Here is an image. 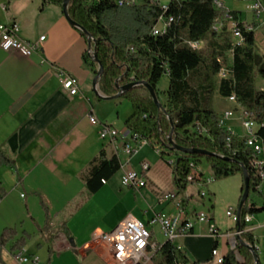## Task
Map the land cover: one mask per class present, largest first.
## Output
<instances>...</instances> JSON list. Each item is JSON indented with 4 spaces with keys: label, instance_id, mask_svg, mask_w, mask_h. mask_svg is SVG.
<instances>
[{
    "label": "crops",
    "instance_id": "obj_1",
    "mask_svg": "<svg viewBox=\"0 0 264 264\" xmlns=\"http://www.w3.org/2000/svg\"><path fill=\"white\" fill-rule=\"evenodd\" d=\"M239 19L249 22L240 12ZM10 21L20 25L23 39L37 41L43 35L46 39L30 57L0 47V149L16 161L15 166L0 167V217L15 219L8 227L0 223V235L5 228L17 230L16 237L3 244L0 264H18L12 256L18 249L12 251L11 247L27 234L30 237L23 247L25 253L38 256L39 262L26 264H119L105 245L94 239V233L113 229L127 215L148 225L159 212L176 214V199L160 201L165 192L177 194L173 156H154L153 145L128 156L123 150L124 143L130 142L128 138H100L98 127L89 121L91 114L123 131L133 108L121 97L105 95L100 82L95 86V67L85 59L87 37L69 22L61 7L43 0H0V24ZM262 26L257 22L256 29L260 31ZM62 74L79 81L78 94L71 95L62 87ZM168 86L167 77L161 87L165 94ZM166 100L165 95L162 102ZM102 150L108 158L116 155L121 163L140 174L142 163H150V170L144 174L146 186L137 189L123 185L121 168L97 192L90 193L86 179L91 163ZM119 172L121 177L116 179ZM200 173L213 179L208 184L212 203H221L223 210L212 212L205 206V198L199 196L200 185L190 184L184 193L191 197L185 213L193 227L190 233L181 230L173 243L187 254L190 264H218L212 250L219 247L227 255L232 249L236 225L226 210L238 208L244 177L235 174L216 179L211 166L204 164H200ZM263 185L264 181L259 188L262 193ZM256 200L260 199L251 198L249 204L261 209L254 213L253 221V234L261 245L264 199L260 205ZM204 208L211 211L221 239L211 235L208 222L196 219ZM47 219L58 230L54 235L43 233ZM63 226L66 231L61 230ZM149 228L154 232L153 246L167 241L165 236L166 241H160L158 234H163L158 226ZM155 251H148L140 264H168L164 257L153 259Z\"/></svg>",
    "mask_w": 264,
    "mask_h": 264
},
{
    "label": "trees",
    "instance_id": "obj_2",
    "mask_svg": "<svg viewBox=\"0 0 264 264\" xmlns=\"http://www.w3.org/2000/svg\"><path fill=\"white\" fill-rule=\"evenodd\" d=\"M43 1L63 9L64 0ZM68 11L72 20L94 39L93 47L103 66L101 91L112 97L123 87L133 84L120 95L133 107L126 127L149 141H156L163 149L161 155L173 156V180L184 211L191 200V197L184 196L187 187L193 184L188 180L192 172L191 162L202 164L206 160L216 179L243 174L241 164L246 166L250 174V194L242 208L239 224L244 230L247 226L245 215L261 211L249 201L251 192L263 196L259 190L262 180L256 178L250 169L253 152L247 149L241 136L220 125V116L213 108V102L216 93L224 98L235 95L236 103L240 101L256 111L260 120L264 119V90L257 89L255 84V73L264 79L263 58L256 51V32H246L239 12L225 6L219 8L214 0H171L165 8L149 3L119 6L116 0H70ZM228 13L232 16H226V23H233V17L238 21L247 41L245 47H233L228 25L216 24ZM160 16H171L174 20L164 33L156 36L153 28ZM253 24L257 26V23ZM81 33L87 37L83 31ZM186 39L203 40L205 46L196 50L185 42ZM85 59L95 67L94 73L97 74V62L88 54ZM223 66H227V75L232 78L218 79ZM164 76L169 79L167 100L161 101L162 107H158L142 82L152 86L159 97L158 84ZM258 134L264 142V127ZM173 145L205 150L210 154L184 153L173 149ZM225 157L232 160L227 161ZM15 164L16 161L0 149V167ZM120 169L119 157L108 158L102 150L91 163L86 179L88 191L97 192L103 186L102 180L111 179ZM61 230L66 231V227ZM57 232L47 219L43 233L54 235ZM16 235V229L5 228L0 241L5 245ZM29 237L27 234L17 239L12 251L25 247ZM240 238L223 264H255L249 245L255 248L259 239L248 231H244ZM157 257H164L168 264L190 263L187 254L168 240L157 246L153 259Z\"/></svg>",
    "mask_w": 264,
    "mask_h": 264
},
{
    "label": "built area",
    "instance_id": "obj_3",
    "mask_svg": "<svg viewBox=\"0 0 264 264\" xmlns=\"http://www.w3.org/2000/svg\"><path fill=\"white\" fill-rule=\"evenodd\" d=\"M183 1V0H178ZM215 4L219 8H223L224 5L220 0H214ZM116 3L119 6H136L149 3L151 5H158L159 7L169 6V4L163 3V0H116ZM250 11L253 13L254 21L244 22V29L246 32L255 31L256 32V49L264 55V33L258 31L253 23L260 22L261 25L264 24L262 17L264 16V6L259 0H254L253 4L250 7ZM226 16H232L231 14H226L217 20L216 24H226L228 25V30L232 34V44L233 47H245L247 44L246 38L243 34V31L238 23V21L233 17V23H226ZM174 20L173 17H163L160 16L157 24L153 28V35H160L167 30V27ZM46 36H41L37 41H28L23 39L20 36V25L15 21H10L8 23L0 24V47L4 51H17L25 57H30L33 53L39 50L42 47L43 42L45 41ZM185 42L189 44L192 48L196 50L202 49L205 46V42L201 41H191V39H186ZM234 49L231 50L233 53ZM87 54L93 58L94 50L93 48L87 49ZM62 87L67 89L71 95H76L79 93V81L69 75L62 74ZM218 78L230 79L232 75H227V66H223L218 74ZM261 89L264 90V79ZM226 99L232 103V96L229 95ZM220 116V125L224 127V123L229 119H238L240 125L244 128V133L239 134L229 130L233 134H238L244 139V145L253 152L254 158L250 161V169L252 170L254 176L264 181V142L259 136L258 131L261 127H264V119L260 120L259 115L256 111L247 108L240 101L239 103H232V106L222 113ZM89 121L93 126L98 127L99 136L103 140L114 141L120 135L125 138H128L130 142H125L123 146L124 152L131 156L132 154L138 152L146 145L154 146L158 154H162L163 149L158 145L156 141H149L146 137L141 134L135 133L129 128L122 130L117 129L115 126L101 121L95 114H91ZM201 133H205L204 130H200ZM173 160L171 161V163ZM192 172L188 176V180L197 183L202 187L199 191V196L201 198H206L207 192L205 188L210 184L213 179L211 177H206L200 173V164L191 162ZM246 167V166H245ZM121 168L124 169V174L122 177V183L125 186L142 188L146 186L147 181L144 178V174L150 170V163H142V174L138 173L132 168H128L125 163H121ZM103 183H106L107 180L103 179ZM3 199V195L0 192V202ZM176 199V205L178 207V212L176 214H169L165 212H159L155 214L149 221V227L158 226L163 236L168 241H174L178 237L181 229H184L185 232H189L193 223L186 219V213L182 209L181 204L182 200L174 191L165 192L161 195L160 201L165 202L168 200ZM226 215L229 217L233 223H235L236 228L232 236V249L235 248L237 237L244 231L253 233L255 229L254 213H247L245 215L246 227L244 230L238 228L237 224L241 221V215H238L237 209L229 208L226 210ZM196 219L200 222H208L210 224V233L216 239L219 240L222 238V235L212 221L213 215L210 210H204L196 215ZM148 225L139 221L132 215H127L123 220H121L113 229L108 231H96L94 233V239L98 240L100 243L105 245V247L112 253L113 259L119 264H140L146 257L148 251L156 250L157 246H153L152 239L154 237V232L151 230ZM264 230V223L261 225ZM264 242V234H263ZM264 244V243H263ZM3 249V244L0 241V259ZM255 249L258 252L260 258L261 246L260 244L255 245ZM14 260L18 264H26L28 262H39L38 256H31L25 253L24 248L12 252ZM213 259L218 264H223L226 255L222 254L219 247H215L212 250ZM260 260V259H259ZM48 264V263H45ZM190 264V263H189ZM261 264H264L261 262Z\"/></svg>",
    "mask_w": 264,
    "mask_h": 264
},
{
    "label": "rangeland",
    "instance_id": "obj_4",
    "mask_svg": "<svg viewBox=\"0 0 264 264\" xmlns=\"http://www.w3.org/2000/svg\"><path fill=\"white\" fill-rule=\"evenodd\" d=\"M170 1L171 0H163V3L169 4ZM220 1L223 2L224 6L226 8L240 12L242 15V18L244 20H248L249 22L254 21L253 13L250 11V7L252 5V2H250L248 0L247 1H244V0H220ZM262 2L264 4V0H262ZM262 21L264 22V16L262 17ZM260 32L264 33V24L261 27ZM256 51L263 58L262 62L264 63V55L262 53H260L257 49H256ZM230 56H231V52L229 54V57ZM255 77H256V79H255L256 88L259 89L263 85V79L258 75V73H255ZM166 82H167V76H164L158 84V89H159V97L158 98L160 101H163V99L166 95L163 91V88H161V87H163L164 83H166ZM120 99H123L128 104H130L126 99H124V98H120ZM231 106H232V103H230L226 98L221 96L219 93H216V96H215V99L213 102V108L217 112L221 113V112L225 111L226 109L230 108ZM121 109H123V107ZM224 127L227 129H234L236 132H239L240 134H243L245 132L244 128L240 125V122L238 119L226 120L224 123ZM153 153H154V156H156V157L159 156V154H157L156 152H153ZM202 164L206 165L207 167L210 166V164L206 160H203ZM119 176L121 177V172H119V174L116 175V179H118ZM205 176L211 177L210 175H207V174H205ZM193 188L196 189V186ZM203 188H205V190L207 192V196L205 198V200H206L205 206L210 208L212 212L214 209L219 210V212H222L223 206L221 203H218L217 205L216 204L214 205L212 203V201H214V199L210 195L208 185H207V187H203ZM199 189H202V187L200 186ZM263 190H264V185H263ZM253 197L260 199V200H256L257 204L260 205L262 202V198L264 199V192H263V196L258 195L257 193L251 192L250 198H253ZM203 210H206V208H204ZM14 220H15L14 218H2V217H0L1 226H7L8 227V224H12V222H14ZM54 222H56V220H54ZM18 227L20 228V225H18ZM158 236L160 237L161 242H162V240H165L163 235L161 236L158 234ZM154 241H155V238L153 237L152 242H154ZM263 243L264 242H262L260 245L261 246L260 260L262 263H264V244ZM160 259H161V257L156 258L157 261H159Z\"/></svg>",
    "mask_w": 264,
    "mask_h": 264
},
{
    "label": "water",
    "instance_id": "obj_5",
    "mask_svg": "<svg viewBox=\"0 0 264 264\" xmlns=\"http://www.w3.org/2000/svg\"><path fill=\"white\" fill-rule=\"evenodd\" d=\"M69 2H70V0H64V3H63V12L65 14V17L69 20V22L72 25L78 27L81 31H83L87 35L88 47L89 48H93V50H94V47H93L94 39H93V37L91 35H89V33L84 28L80 27L70 17V14H69V11H68ZM93 58L98 64V72H97V74L95 76V80H94L95 86H97L98 83L100 82V79H101V76H102L103 66L100 64V62H99V60L97 58V55L95 53V50H94ZM142 84H144L149 89V91L151 93V96L154 99L155 104L158 107H162V102L159 100L155 89L152 86H150L148 83H146V82H142ZM131 86H133V84L132 85H128L126 87H123L121 89L120 93H118L116 95V97H120L121 93L125 89L130 88ZM173 149L178 150V151H182L184 153H199V154H204V155L210 154L208 151H205V150H200V149H195V148H184V147H181V146H178V145H173ZM224 159L227 160V161H231L232 160L231 158H228V157H225ZM241 166L243 167L244 187H243V192H242V195H241V198H240V202H239V205H238V208H237L238 215H241L242 208L245 205V203H246V201H247V199L249 197V194H250V174L248 173L247 168L244 165L241 164ZM239 224L240 223H238V228H240ZM239 241H241V238L237 237V241H236L235 246L237 245V243ZM249 248H250V250L252 251V253L254 255L255 264H259L260 260H259V256H258L257 250L251 245H249Z\"/></svg>",
    "mask_w": 264,
    "mask_h": 264
},
{
    "label": "bare ground",
    "instance_id": "obj_6",
    "mask_svg": "<svg viewBox=\"0 0 264 264\" xmlns=\"http://www.w3.org/2000/svg\"><path fill=\"white\" fill-rule=\"evenodd\" d=\"M164 8H165V6H164ZM232 96V103H236V96L235 95H231Z\"/></svg>",
    "mask_w": 264,
    "mask_h": 264
}]
</instances>
